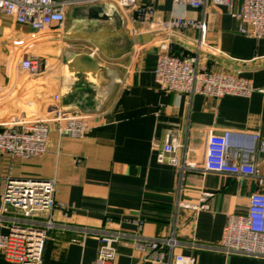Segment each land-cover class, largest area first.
<instances>
[{
  "label": "crops",
  "instance_id": "obj_1",
  "mask_svg": "<svg viewBox=\"0 0 264 264\" xmlns=\"http://www.w3.org/2000/svg\"><path fill=\"white\" fill-rule=\"evenodd\" d=\"M62 27L34 31L0 11V130L2 123L52 117L56 109L88 118L84 137L62 134L49 121L46 152L25 160L0 152V206L9 177L56 179V206L27 219L20 210L0 211V234L15 224L51 218L43 264H95L99 236L123 232L117 255L105 264H150L144 238H174L175 254L196 264H264V258L226 254L216 249L231 214H245L254 192H264L251 177L189 170L158 161L169 135L177 137L192 161L202 165L209 130L258 131L264 139V38L242 34L240 21L225 5L209 4L205 39L211 48L191 46L199 29L166 35L160 21L200 20V9L158 0L152 23L144 26L109 0H73ZM242 0L233 1L239 10ZM146 35L140 43L129 37ZM174 55L203 52L208 66L251 80L250 95H189L161 89L155 67L161 43ZM82 53L96 71L71 65ZM39 57L42 72L21 68ZM81 67V66H79ZM264 176V155L257 156ZM187 205L203 206L201 210ZM206 206V207H204ZM0 264H19L5 258Z\"/></svg>",
  "mask_w": 264,
  "mask_h": 264
},
{
  "label": "built area",
  "instance_id": "obj_2",
  "mask_svg": "<svg viewBox=\"0 0 264 264\" xmlns=\"http://www.w3.org/2000/svg\"><path fill=\"white\" fill-rule=\"evenodd\" d=\"M93 1V0H89ZM125 10L134 21L144 26L155 17V3L158 0H109ZM174 5H190L200 9V20L175 17L160 21V29L166 35H173L182 28L199 29L200 39L188 40L191 46L200 44L206 52L210 45L205 39L206 18L209 4L225 5L233 17L240 21L242 34L255 39L264 38V0H242L239 10L233 9L234 0H172ZM73 0H2L0 11L11 15L34 31H44L51 27H62L67 21L66 8ZM15 9V10H13ZM21 68L30 74H39L43 69L42 59L27 57ZM155 78L161 89L183 94H203L212 97L224 95H250L254 91L251 80L237 75L218 72L207 64L203 52L190 55H174L170 43H161L155 67ZM54 121L60 125L62 134L82 138L88 130V118L69 110L56 109L52 117L13 120L2 123L0 130V152L25 160L41 157L47 149L49 126ZM184 148L177 137L169 135L166 144L158 153L162 164L180 168V179L189 170H202L218 174L251 177L264 185V176L258 168L257 156L264 155V139L258 131L238 133L226 129L221 133L209 130L202 165L189 159L188 151L179 155ZM56 179L12 178L6 180L2 194L0 211L9 208L21 211L27 219L38 214L51 213L58 206L56 202ZM201 210L203 206L187 205ZM206 207V206H204ZM54 223L47 218L30 225L15 224L6 235L0 234V251L5 258L19 264H43L46 242ZM123 232H106L99 236L100 247L97 262L105 264L117 255L116 244L122 242ZM179 243L174 238H144L138 242L147 249L150 264H196L193 256L175 254ZM226 254L264 258V192H254L250 196L245 214H231L224 227L223 236L216 247Z\"/></svg>",
  "mask_w": 264,
  "mask_h": 264
},
{
  "label": "water",
  "instance_id": "obj_3",
  "mask_svg": "<svg viewBox=\"0 0 264 264\" xmlns=\"http://www.w3.org/2000/svg\"><path fill=\"white\" fill-rule=\"evenodd\" d=\"M145 37L146 35H137L135 38L130 36L129 42L131 45H133L135 41L137 43H140L142 40H145ZM71 65L82 70L93 71V72L99 68L98 63L93 59V57H91L89 54L86 53L77 55L72 61Z\"/></svg>",
  "mask_w": 264,
  "mask_h": 264
},
{
  "label": "clouds",
  "instance_id": "obj_4",
  "mask_svg": "<svg viewBox=\"0 0 264 264\" xmlns=\"http://www.w3.org/2000/svg\"><path fill=\"white\" fill-rule=\"evenodd\" d=\"M0 2H2V0H0ZM13 10H15V9H13Z\"/></svg>",
  "mask_w": 264,
  "mask_h": 264
}]
</instances>
